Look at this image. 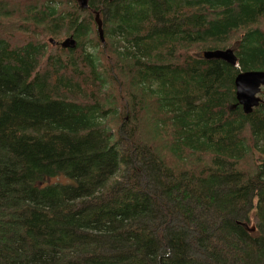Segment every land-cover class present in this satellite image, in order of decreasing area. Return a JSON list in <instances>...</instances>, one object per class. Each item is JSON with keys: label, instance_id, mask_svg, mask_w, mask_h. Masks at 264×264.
I'll use <instances>...</instances> for the list:
<instances>
[{"label": "trees", "instance_id": "16d2710c", "mask_svg": "<svg viewBox=\"0 0 264 264\" xmlns=\"http://www.w3.org/2000/svg\"><path fill=\"white\" fill-rule=\"evenodd\" d=\"M254 70L264 0H0V264H264Z\"/></svg>", "mask_w": 264, "mask_h": 264}, {"label": "water", "instance_id": "95a60500", "mask_svg": "<svg viewBox=\"0 0 264 264\" xmlns=\"http://www.w3.org/2000/svg\"><path fill=\"white\" fill-rule=\"evenodd\" d=\"M81 9L88 8V0H76ZM96 25L98 36L104 43V35L102 30V21L96 14ZM54 44L53 40H50ZM75 40L72 37H67L61 43V47H73ZM203 57L207 60L220 59L231 66H236L237 57L232 48L210 49L203 51ZM236 104L242 107L245 113H250L253 108L257 107L262 99L259 96L261 88L264 86V71H241L234 78Z\"/></svg>", "mask_w": 264, "mask_h": 264}, {"label": "rangeland", "instance_id": "374dc122", "mask_svg": "<svg viewBox=\"0 0 264 264\" xmlns=\"http://www.w3.org/2000/svg\"><path fill=\"white\" fill-rule=\"evenodd\" d=\"M263 90H264V87H263ZM261 93V92H260ZM259 96H261V94H259ZM263 99H264V96H263ZM252 218V217H251ZM255 222V220L252 218V224Z\"/></svg>", "mask_w": 264, "mask_h": 264}]
</instances>
